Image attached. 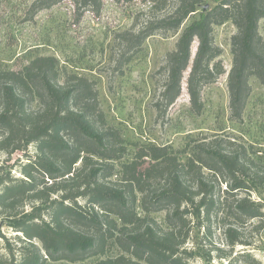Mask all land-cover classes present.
<instances>
[{"label":"trees","instance_id":"16d2710c","mask_svg":"<svg viewBox=\"0 0 264 264\" xmlns=\"http://www.w3.org/2000/svg\"><path fill=\"white\" fill-rule=\"evenodd\" d=\"M61 1L35 0L34 8L48 9ZM142 1L151 2L152 9L164 5L163 0ZM206 1L177 0L172 13L119 35L125 51L118 65L130 63L158 32H180L163 67L167 74L160 99L166 109L180 94L181 74L196 38L187 90L192 108L199 111L202 87L222 72L220 63L211 66L219 56L213 27L231 21L237 32L231 38L229 109L231 117L240 120L251 93L249 79L254 77L264 88V41L259 34L264 0H219L202 10ZM75 2L98 12L101 0ZM198 10L200 18L184 27ZM58 75L53 57H36L19 71L0 70V151L12 155L30 146L35 150L19 164V177L0 165L2 220L23 244L19 257L6 245L0 264H76L115 248L119 254L95 264H189L201 256L199 249L184 248L192 220L204 228L215 209L221 219L233 221L224 229L227 245L251 246L241 228L264 217L262 207L251 199L253 187L264 194V161L255 159L253 151L215 135L209 142L188 143L182 163L172 147L133 144L134 156L121 165L120 180L105 181L113 176L112 163L126 154L125 141L114 129L103 127L94 83L76 75H66L60 83ZM137 194L143 211L166 212L165 229L137 215ZM78 198L86 199V210L78 206ZM0 239H5L1 231ZM33 240L42 245L44 255ZM239 256L260 264L248 252Z\"/></svg>","mask_w":264,"mask_h":264},{"label":"rangeland","instance_id":"374dc122","mask_svg":"<svg viewBox=\"0 0 264 264\" xmlns=\"http://www.w3.org/2000/svg\"><path fill=\"white\" fill-rule=\"evenodd\" d=\"M163 1V6L152 9L153 4L149 1L101 0L97 12L92 6L82 8L75 0H63L41 10L34 8L35 0H0V70L19 71L36 57H53L58 62L60 83L66 75L84 77L94 83L105 122L103 127L117 131L126 146V154L112 163L113 176L105 181L116 183L120 180L121 165L134 156L133 144L172 147L180 152L179 158L183 163L188 157L183 152L187 151L188 143L193 140L209 142L218 135V138L244 144L255 153V159L264 161V88L257 79H249L251 93L241 119L232 118L229 109L231 38L237 32L231 21L213 27V43L219 50V56L211 66L220 63L222 72L213 82L202 87L199 111L192 108L187 90L198 45L196 38L191 44L186 69L181 74L180 94L166 109L160 99L167 74L163 67L166 55L175 50L180 32L176 35L158 32L149 37L130 63L119 67L125 51L119 35L144 26L153 18L172 13L177 0ZM218 3L219 0H208L203 7L211 9ZM200 16L201 10H198L186 19L184 27ZM259 34L264 41V19L259 22ZM34 153L33 146L12 155L0 151V165L11 167V176L19 177V164L26 162L27 156ZM221 188L224 189L223 186ZM261 190L253 187L251 199L262 207L264 214ZM136 197L137 215L165 229L166 212H145L140 204L141 194ZM76 203L82 210L87 209L86 199L78 198ZM220 217L218 209H215L210 220L203 224L204 228L198 226V220H192L184 248L187 251L199 249L202 257L190 259L189 264H253L239 258L243 252L250 253L257 263L264 264V217L251 220L241 228L243 239L251 246H236L234 249L227 245L224 236L226 225L233 221ZM2 219L0 212V231L5 237L0 239V255H6V245H10L15 257H19L18 248L23 244ZM150 221L148 224L153 225ZM32 242L44 255L42 245L37 240ZM119 253L117 248L111 249L104 257L95 256L76 264H95L108 255ZM223 256L225 258H221ZM203 257H209L210 262L207 263ZM47 264L69 263L48 261Z\"/></svg>","mask_w":264,"mask_h":264},{"label":"water","instance_id":"95a60500","mask_svg":"<svg viewBox=\"0 0 264 264\" xmlns=\"http://www.w3.org/2000/svg\"><path fill=\"white\" fill-rule=\"evenodd\" d=\"M207 8V6H204L203 8H202V10H205Z\"/></svg>","mask_w":264,"mask_h":264}]
</instances>
